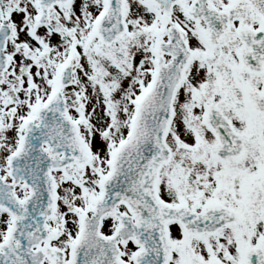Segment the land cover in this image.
<instances>
[{
    "label": "snow or ice",
    "instance_id": "snow-or-ice-1",
    "mask_svg": "<svg viewBox=\"0 0 264 264\" xmlns=\"http://www.w3.org/2000/svg\"><path fill=\"white\" fill-rule=\"evenodd\" d=\"M0 264H264V0H0Z\"/></svg>",
    "mask_w": 264,
    "mask_h": 264
}]
</instances>
